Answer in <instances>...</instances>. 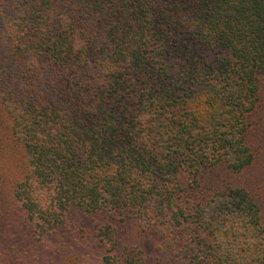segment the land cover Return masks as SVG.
I'll return each mask as SVG.
<instances>
[{
    "label": "trees",
    "instance_id": "obj_1",
    "mask_svg": "<svg viewBox=\"0 0 264 264\" xmlns=\"http://www.w3.org/2000/svg\"><path fill=\"white\" fill-rule=\"evenodd\" d=\"M0 115V264H264V0H0Z\"/></svg>",
    "mask_w": 264,
    "mask_h": 264
},
{
    "label": "rangeland",
    "instance_id": "obj_2",
    "mask_svg": "<svg viewBox=\"0 0 264 264\" xmlns=\"http://www.w3.org/2000/svg\"><path fill=\"white\" fill-rule=\"evenodd\" d=\"M8 125V121L0 115V205L4 213L14 217L18 212V203L13 197V190L23 176L25 158L21 145L12 137ZM260 136H264V128L260 130ZM242 180L264 207V155L259 157ZM70 219L84 225L88 231L100 223L98 217L77 216L76 213L71 214Z\"/></svg>",
    "mask_w": 264,
    "mask_h": 264
}]
</instances>
